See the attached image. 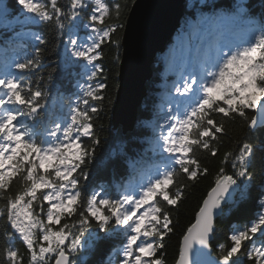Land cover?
I'll return each instance as SVG.
<instances>
[{
    "label": "snow or ice",
    "instance_id": "snow-or-ice-1",
    "mask_svg": "<svg viewBox=\"0 0 264 264\" xmlns=\"http://www.w3.org/2000/svg\"><path fill=\"white\" fill-rule=\"evenodd\" d=\"M89 3L93 5V11L88 24L94 35L89 37L90 43L82 47H77L76 39H72L70 44L75 57L92 65L94 70L89 75L92 79L100 71L95 62L102 54V45L121 27L118 23L122 15L121 4L109 3L108 0H88L87 3L85 0H71L69 11L65 12L58 6V0H19L28 13L44 21L55 20L60 30L65 27L63 16L75 19ZM113 8L115 21L106 23L112 19L110 12ZM15 34L20 35L19 32ZM40 51L36 50L35 59H25L15 67L26 71L39 68ZM173 71L178 79L173 81L172 87L188 102L182 112L169 110L167 127L160 138L166 152L172 154L174 163L179 165L180 172L189 180H196L200 171L207 173L208 169H201L195 150L201 148L215 157L219 149L210 142L218 140V134L225 131L224 120L217 121L214 117H244L246 109L264 108V30L259 35L252 33L239 40L228 37L221 46L203 51L194 61L173 65ZM42 79V76L37 77L38 81ZM105 87L102 83L88 86L85 98L71 108L67 122L55 123L47 133L50 140L44 142L30 136L33 129L17 121L21 116L35 120L44 107L41 101L47 93L39 87L34 90L31 81L25 84L23 78H0V89L6 90V95L0 96V193L9 192L17 180L24 184L18 194L8 197L6 204L0 207V215L6 213L12 229L22 238L29 253V264H49L51 256L56 257L55 264H71L68 251L75 252L82 246L81 238L92 219L105 232L109 231L112 223L129 227L121 264H165L158 251L164 248L163 239L172 228L170 213L162 203L175 206L182 198L180 189L174 193L170 190L178 175L175 168H165L147 184L125 191L115 200L97 191L85 197L81 191V177L77 173L82 171L91 155L83 138L94 136L93 118L99 111L97 107L90 106L89 101L103 100L105 97L99 92ZM80 104L84 105L83 109ZM8 105L21 107L14 111L8 109ZM256 124L257 120L252 119L251 126ZM93 142L99 141L93 139ZM229 155L231 153H225V162ZM251 155L252 145L243 144L236 156L239 165L236 175L244 177L248 174ZM236 183L233 176L226 175L223 168L219 169L215 187L203 201L196 223L184 236L179 264H195L194 243L211 247L214 212L229 188ZM259 205L264 209V199L259 201ZM78 213L79 235H76L71 231L77 227L75 223L61 225V221ZM55 225L61 226L57 229ZM258 232L264 235V211L257 215L250 227L235 230L228 237L230 244L218 245L221 256L216 264H232V258L237 257L246 242ZM7 258L10 264H24L18 250L9 249ZM247 258L255 260V264H264V242L259 246L253 244L247 251Z\"/></svg>",
    "mask_w": 264,
    "mask_h": 264
},
{
    "label": "trees",
    "instance_id": "trees-1",
    "mask_svg": "<svg viewBox=\"0 0 264 264\" xmlns=\"http://www.w3.org/2000/svg\"><path fill=\"white\" fill-rule=\"evenodd\" d=\"M36 1L46 2V0ZM134 1L108 0L109 3L118 2L122 6V15L118 21L121 27L110 40H105L101 47L102 54L95 62L99 65L100 71L95 78L89 79L90 72L94 69L91 64L87 65L84 59L72 55L70 41L74 38L78 40L84 33H90L91 29L84 28L83 24H88V17L92 14L91 3L75 19H70L67 15L63 16L61 19L65 27L60 30L55 20L44 21L35 14L28 13L19 4V0H0V78H23L25 84L31 81L34 90L39 87L47 93L41 101L44 107L35 120L27 116L18 118L17 123L33 129L29 133L30 136L38 141L48 142L46 136L48 131L55 123L63 124L68 120L71 108L85 98L84 93L88 86L95 87L101 83L106 86L99 92V95L105 97L103 100L89 101L90 106L97 107L99 111L93 118L94 136L83 138V143L89 148L91 155L82 167V171L77 173L81 177L79 183L85 197L97 191L110 199H119L127 188L140 179L147 178L149 174L156 177L155 167L160 161H165L153 147L154 137L157 135L155 127L163 117L159 112L158 104L165 101L161 91L173 92V87L169 85L177 80V74L175 72L167 74L164 65L170 53L176 58L182 54L176 42L181 35L195 30L193 37L196 38L191 39L189 43L198 45L203 37L208 41L209 34L213 35L210 40L212 42L209 43H213L217 37H223L225 32L229 33L230 30L241 28L245 31L248 30L247 28H253L252 31L260 33L264 29V0H186L185 13L179 29L168 42L167 50L156 56L153 77L147 83V96L138 110L136 125L133 130L124 133L121 127H115L113 124V109L119 87L118 74L124 26ZM85 2L87 3L88 0ZM70 3L71 0H58V6L65 12L69 11ZM48 7L51 10L50 5ZM110 14L112 19L107 20L106 23L115 21L114 8L111 9ZM23 17H27V20L23 21ZM216 19H219L223 25L215 30ZM16 32L20 35L17 36ZM37 49L41 50L39 68L26 71L15 67L16 63L24 62L25 59H35ZM179 65L181 64L177 66ZM40 76L43 79L38 81L37 77ZM2 93L5 95L6 90L0 89V96ZM79 106L82 109L84 107L83 104ZM7 107L18 111L21 106ZM245 112L244 117L238 115L231 118L214 117L217 121L224 120L226 125L224 133L218 134L219 139L210 142L213 147L219 149L217 155L213 157L209 151L201 148L195 150L201 169L207 168V173L200 171L196 180H189L180 172L179 165L174 161L167 165L168 169L175 168L178 174L170 190L174 193L180 189L182 198L175 206L162 203V207L170 213L172 228L163 239L164 248L158 251V256L163 257L165 264H175L181 239L194 222L205 196L214 186L219 176V169L223 168L226 175L233 176L239 186L234 203L226 202L221 215L216 220V231L211 246L219 258L221 251L218 245L230 244L228 237L235 230L250 227L252 221L263 211L259 201L264 198V123L254 130L251 129L250 124L255 117L256 109H246ZM93 139L99 142L95 143ZM245 143L252 145V155L247 169L248 174L240 177L236 175L239 171L236 156ZM225 153H231L227 162L224 160ZM23 187V182L17 180L9 192L0 193V207L6 204L8 197L18 194ZM36 211L39 212V208ZM41 215L43 216V213ZM79 218V213L65 217L61 225L75 223L77 227L72 228L71 231L79 235ZM61 225L55 227L58 229ZM124 229L123 226L112 223L109 225V231L105 232L92 219L81 238L82 246L75 252L66 249L71 254V264L120 262L122 257L120 249L127 243ZM261 242H264V235L258 232L251 241L246 242L239 255L232 258V264H255V260L247 258V251L253 244L259 246ZM9 249L18 250L24 258V264H29L26 245L19 233L12 229L5 213L0 215V264H10L7 258ZM55 258V256L49 257V264H53Z\"/></svg>",
    "mask_w": 264,
    "mask_h": 264
},
{
    "label": "water",
    "instance_id": "water-1",
    "mask_svg": "<svg viewBox=\"0 0 264 264\" xmlns=\"http://www.w3.org/2000/svg\"><path fill=\"white\" fill-rule=\"evenodd\" d=\"M185 2L186 0H135L133 2L124 26L118 77L119 87L113 109V124L115 127H121L124 133L133 130L136 125L138 110L147 96V83L153 77V64L156 56L167 49L168 42L179 29L185 13ZM254 119L257 120V124L255 126L250 124L253 130L264 123V108L256 109ZM237 190L236 183L229 188L220 207L215 210L214 232L216 220L221 215L224 204L234 203ZM208 193L204 200L208 198ZM199 210L189 228L196 223ZM187 234L186 231L181 239L175 264H179L180 254L184 247V236ZM192 248L195 264H216L220 259L214 253L212 246L205 247L194 243ZM68 254L71 261V254Z\"/></svg>",
    "mask_w": 264,
    "mask_h": 264
},
{
    "label": "rangeland",
    "instance_id": "rangeland-1",
    "mask_svg": "<svg viewBox=\"0 0 264 264\" xmlns=\"http://www.w3.org/2000/svg\"><path fill=\"white\" fill-rule=\"evenodd\" d=\"M34 2H37V1L34 0ZM23 11H25V10H23ZM24 18L25 17H23L22 20L26 21L27 19H24ZM83 25L85 26L84 28L87 27L88 29H91L89 27V24L84 23ZM220 25H223V24L220 23L219 19H216V23H215V28L214 29L216 30L218 27H220ZM228 26H230V25H228ZM247 29L248 30L244 31V29L240 28L238 30H230L229 33L225 32V38L224 37H217V39H216L217 47L221 46L225 42L224 39H226L228 37H231L232 39L239 40L241 38L249 37V35L252 34V33H255L256 35H259V33L254 32V30L252 31L253 28H247ZM194 31L195 30H193L192 32H188V33L185 32L183 35H181L178 38V40H176V42H177V44L179 46L180 52L182 54H180L176 58L175 55H173L172 53L169 52L170 55L167 58V60L165 61V65H164L165 66L164 69H165V72L167 74H169L170 72H174L173 71V65L185 64L187 62L194 61L198 57V55H200L203 51H205V50H207L209 48H213L212 47L213 43H212V45H210L209 42L205 41V40H207L205 37L202 38L200 44H198V45H193V44L189 43L191 39L196 38V37H193L195 35V33H196V31L195 32ZM216 33H218V32H216ZM93 35H94V33L92 32V30H90V33L82 34L78 40L76 38H74L78 42L77 43V47H82L84 44L90 43L89 37H91ZM72 47L73 46L70 45L71 53H72L73 56H75L73 54V52H72ZM197 49L199 50V52L195 51ZM84 61H86V60H84ZM86 63H87V65H89V63L87 61H86ZM119 68H120V65H119ZM118 77H119V74H118ZM177 79H178V77H177ZM172 85H173V83L170 84L169 87H172ZM161 92H162L161 96H162L163 100H165V101L159 102L158 109H159V112L161 114H163V117H161V119H159V121L157 122V125L155 127V131H156L157 135L154 137L153 147L155 148V150L158 153V155H161V156L164 157L165 161H160L159 164L157 165V167H155V172H157V173H162L164 171V169L167 168V165H170L171 162L174 161L173 155L169 154L168 152H166V150L164 148V141L160 138L161 133L167 127L168 121L166 120V117H168L171 114L169 110L171 109L173 112H175V111L182 112L184 104L188 102L186 100V98L181 97L175 91L171 92L170 94H167L166 93L167 91H161ZM2 96H3V93H2ZM46 136H47V139L49 141L50 137L48 135H46ZM151 169H152V167H151ZM154 177H155L154 175L149 174V176L147 178L140 179L138 182L134 183L131 187L127 188L125 191H132L133 189L137 188L141 184H147L148 181L153 179ZM262 210L264 211V209H262ZM123 227L125 228L124 229V233L128 234L129 231H130L129 227L128 226H126V227L123 226ZM125 245H126V243H125ZM123 248L120 249L121 256H122ZM122 259H123V257H121L120 262H115L114 264H121Z\"/></svg>",
    "mask_w": 264,
    "mask_h": 264
},
{
    "label": "bare ground",
    "instance_id": "bare-ground-1",
    "mask_svg": "<svg viewBox=\"0 0 264 264\" xmlns=\"http://www.w3.org/2000/svg\"><path fill=\"white\" fill-rule=\"evenodd\" d=\"M254 32H256V33H259L258 31H254ZM84 34H88V33H84ZM167 94H170V92H166ZM154 144V143H153ZM237 186H238V184H237ZM238 188H239V186H238ZM216 231V230H215ZM215 233V232H214ZM213 237H214V235H213Z\"/></svg>",
    "mask_w": 264,
    "mask_h": 264
},
{
    "label": "clouds",
    "instance_id": "clouds-1",
    "mask_svg": "<svg viewBox=\"0 0 264 264\" xmlns=\"http://www.w3.org/2000/svg\"><path fill=\"white\" fill-rule=\"evenodd\" d=\"M262 30H264V29H262Z\"/></svg>",
    "mask_w": 264,
    "mask_h": 264
}]
</instances>
